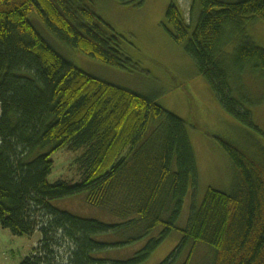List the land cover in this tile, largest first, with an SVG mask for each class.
Instances as JSON below:
<instances>
[{"label": "trees", "instance_id": "16d2710c", "mask_svg": "<svg viewBox=\"0 0 264 264\" xmlns=\"http://www.w3.org/2000/svg\"><path fill=\"white\" fill-rule=\"evenodd\" d=\"M191 11L190 23L176 0L170 4L168 32L225 111L254 127L251 109L264 104V94L255 97L245 76L264 85V49L248 25L264 21V0H193ZM33 15L64 46L118 69L137 68L123 51L125 37L98 13L97 0H0V226L20 237L41 233L20 264H62L58 253L65 247L67 264H143L174 231L183 240L161 264H264V154L257 161L222 143L235 167L233 191L209 189L180 229L197 176L186 122L78 69L47 43ZM232 44L234 53H226ZM63 148L84 150L78 183L48 181L52 155ZM80 193L122 222L80 218L51 204ZM160 227V236L131 258L108 256ZM199 246L211 259L195 262Z\"/></svg>", "mask_w": 264, "mask_h": 264}, {"label": "rangeland", "instance_id": "374dc122", "mask_svg": "<svg viewBox=\"0 0 264 264\" xmlns=\"http://www.w3.org/2000/svg\"><path fill=\"white\" fill-rule=\"evenodd\" d=\"M174 1L146 0L142 6H132L123 5L116 0H97L98 13L125 37L123 51L137 65L133 70H122L103 64L66 47L48 33L37 16H31V20L47 43L81 71L153 100L186 122L196 160L197 176L196 183L194 184L193 180L191 182L190 194L178 221V227L185 230L193 208L201 206L209 189L226 194L233 191L235 167L222 143L242 149L257 161L260 155L264 154V104L251 109L254 127L225 111L208 81L198 73L184 45L176 43L166 28L167 10ZM176 2L186 21L191 23L193 0ZM248 33L255 44L264 49V21L251 22L248 25ZM227 49L229 51L226 53L233 54L235 44ZM245 84L255 97L262 98L260 96L264 94V85H259L257 79L246 77ZM83 153V149L73 151L67 148L55 152L52 155L54 169L48 181L52 184L60 180L78 183L81 180L79 160ZM85 195L75 194L54 200L51 204L80 218L93 219L108 225L122 222L105 210L89 205ZM162 231L163 227H160L138 243L110 250L108 256L127 260L151 239L158 238ZM40 240L39 231L32 236L20 237L0 226V264H20L39 246ZM182 240L183 233L174 231L143 264H161ZM58 255L59 261L61 260L59 263L67 264L69 247L62 248ZM207 258L211 259L208 248L199 246L194 256L195 262Z\"/></svg>", "mask_w": 264, "mask_h": 264}, {"label": "bare ground", "instance_id": "6f19581e", "mask_svg": "<svg viewBox=\"0 0 264 264\" xmlns=\"http://www.w3.org/2000/svg\"><path fill=\"white\" fill-rule=\"evenodd\" d=\"M56 48V47H55ZM245 78H246V76H245Z\"/></svg>", "mask_w": 264, "mask_h": 264}]
</instances>
